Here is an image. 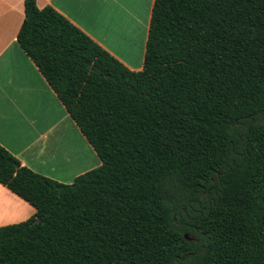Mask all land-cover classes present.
<instances>
[{"label":"trees","instance_id":"trees-1","mask_svg":"<svg viewBox=\"0 0 264 264\" xmlns=\"http://www.w3.org/2000/svg\"><path fill=\"white\" fill-rule=\"evenodd\" d=\"M17 43L101 166L62 184L0 146L35 210L0 264H264V0H154L137 72L35 0Z\"/></svg>","mask_w":264,"mask_h":264},{"label":"crops","instance_id":"crops-1","mask_svg":"<svg viewBox=\"0 0 264 264\" xmlns=\"http://www.w3.org/2000/svg\"><path fill=\"white\" fill-rule=\"evenodd\" d=\"M25 0H0V146L22 166L63 183L61 173L101 166L35 64L17 43ZM50 6L131 71H141L154 0H35ZM35 215L0 185V227Z\"/></svg>","mask_w":264,"mask_h":264},{"label":"rangeland","instance_id":"rangeland-1","mask_svg":"<svg viewBox=\"0 0 264 264\" xmlns=\"http://www.w3.org/2000/svg\"><path fill=\"white\" fill-rule=\"evenodd\" d=\"M75 170H76V169L70 168V169L67 170L66 172L61 173L60 175L58 174V176H60V179L63 181L62 184H71V183H73V181H74V179H75L76 177L82 175L81 173H78L77 175H74L73 172H74ZM92 170H94V169H92ZM89 171H91V170H89ZM89 171H88V172H89ZM83 174H85V173H83ZM44 177H45V176H44ZM47 178H48V177H47ZM49 179H51V178H49ZM51 180H53V179H51ZM54 181H56V180H54ZM57 182H58V181H57ZM59 183H61V182H59Z\"/></svg>","mask_w":264,"mask_h":264},{"label":"water","instance_id":"water-1","mask_svg":"<svg viewBox=\"0 0 264 264\" xmlns=\"http://www.w3.org/2000/svg\"><path fill=\"white\" fill-rule=\"evenodd\" d=\"M39 222H40L39 219H36V220L34 221L35 224H37V223H39ZM184 239H185L186 241H188V242H192V241H193V239L190 238V237L188 236V234H185V235H184Z\"/></svg>","mask_w":264,"mask_h":264}]
</instances>
